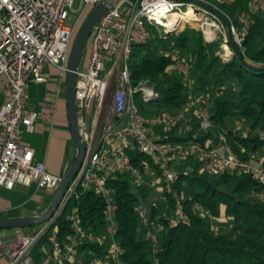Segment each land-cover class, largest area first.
I'll return each instance as SVG.
<instances>
[{"label": "built area", "instance_id": "obj_1", "mask_svg": "<svg viewBox=\"0 0 264 264\" xmlns=\"http://www.w3.org/2000/svg\"><path fill=\"white\" fill-rule=\"evenodd\" d=\"M79 1V17L73 26H67L65 21L74 0H0V188L12 189L17 184L30 186L35 183L38 189L54 192L60 184L62 176L49 172L42 162L35 160L33 147L22 138L24 133L34 132L40 116L39 110L28 107L30 85L46 82L45 68L51 66L58 72L56 95L60 93L80 19L101 0ZM233 1L119 0L99 18L84 60L76 72L74 89L79 134L85 144L84 158L54 216L36 234L25 237L20 234L18 241L1 247L8 264H122V248L115 237L116 190L109 180L125 178L132 189L137 192L151 190L162 201L172 194L179 207L174 183L179 177L177 167L182 161L198 164L201 172L212 176L249 174L260 183L253 196L264 201V153L243 159L222 133L203 143L166 139L171 129L187 131L195 127L204 135L212 126L209 96L206 93L192 95V62L173 52L174 59L168 69L184 78L189 101L181 110L156 114L140 112L134 100L136 92L145 102L153 101L159 95L145 82L133 85L132 69L128 64L133 45H140L150 38L146 23L162 26L167 31L164 22L174 12H189L197 19L190 21L202 31L205 41H220L222 52L220 49L219 54L223 59H229L235 52L231 43L240 51L243 49L252 12L261 0L248 1V11L238 15L237 21L231 20L219 7L221 3ZM203 4L223 13L228 25ZM189 18L184 17V20L189 21ZM236 124V128H242L240 121ZM244 133H248V128H244ZM259 135L264 137L262 132ZM138 156L143 158L138 159ZM79 190L92 191L106 202L104 256L94 255L86 261L79 254V246L85 239L93 241L100 237L83 230L74 207L67 214L73 232L61 241L53 229L47 236L48 245L42 244V255L37 261L33 254L35 245L69 198H78ZM168 206L166 203L165 208ZM194 207L211 218L199 204ZM157 208L158 203L152 198L139 201L135 209L154 245L157 232L163 228L153 217ZM187 221V215L177 211L170 224ZM210 229L215 232L217 227L212 223Z\"/></svg>", "mask_w": 264, "mask_h": 264}, {"label": "trees", "instance_id": "obj_2", "mask_svg": "<svg viewBox=\"0 0 264 264\" xmlns=\"http://www.w3.org/2000/svg\"><path fill=\"white\" fill-rule=\"evenodd\" d=\"M248 1L234 0L221 3L219 7L231 20L237 21L238 15L248 11ZM259 6L252 12L242 56L234 52L226 60L219 54L221 43H207L199 29L186 24L183 29L167 32L162 26L146 23L150 38L140 45H133L128 60L132 69L131 82L133 85L145 82L159 96L145 102L136 92L134 100L140 112H175L187 105L190 94L184 78L168 69L174 59L173 52H182L185 60L192 62V95L206 93L210 100L212 126L206 134L201 135L195 127L187 131L171 129L167 140L203 143L222 133L234 152L243 159L264 153V137L259 135L264 133V0ZM238 121L242 128H236ZM244 128H248V133H244ZM140 158L143 157L138 156ZM188 166L177 167L179 177L174 189L179 195V207H176L172 194L162 201L151 190L137 192L132 189L125 178L109 180L116 190L115 237L122 248V264H264V201L253 196L260 183L246 173L212 176L201 172L198 164ZM53 194L41 193L38 213L46 209ZM152 198L158 203L153 217L163 225L157 232L155 245L148 238L147 229L135 210L139 201ZM166 203L168 208H165ZM195 204L211 214V218L198 211ZM74 207L78 210L83 230L100 237V240L93 241L85 239L79 246V254L86 261L94 255L104 256L106 202L92 191L79 190L78 198H69L35 245L33 254L37 261L42 255L41 246L43 243L48 245L47 236L53 229L61 241L73 232L67 214ZM177 211L187 215L188 221L171 225L170 220ZM20 215L16 209L0 213V218ZM212 223L217 227L215 232L210 229ZM42 225L44 223L16 230L34 235Z\"/></svg>", "mask_w": 264, "mask_h": 264}, {"label": "crops", "instance_id": "obj_3", "mask_svg": "<svg viewBox=\"0 0 264 264\" xmlns=\"http://www.w3.org/2000/svg\"><path fill=\"white\" fill-rule=\"evenodd\" d=\"M45 73L48 77L46 82L49 93L43 98L37 99L30 105V96L28 98V107L40 111V116L36 121L35 130L32 133H24L22 140L27 142L35 151V160L42 162L46 169L56 175L63 176L68 169L69 155L74 147L71 143L70 132L68 128L66 100H65V84L56 95V83L58 72L51 66H46ZM54 75V77H53ZM30 186L15 185L12 189L0 188V191L12 192L14 189H26ZM41 189L35 188L30 197L23 201L13 204V202L0 198V213H8L10 211L27 208L30 213L20 216H29L39 214L41 203ZM44 192L51 196L50 190ZM1 231V230H0ZM7 234L0 233V238H5ZM0 264H8L7 257L0 251Z\"/></svg>", "mask_w": 264, "mask_h": 264}, {"label": "water", "instance_id": "obj_4", "mask_svg": "<svg viewBox=\"0 0 264 264\" xmlns=\"http://www.w3.org/2000/svg\"><path fill=\"white\" fill-rule=\"evenodd\" d=\"M118 1L119 0H101L100 2H98V4H96L92 8V10L85 18V21L79 28L72 44L68 62V71L65 76V104L67 110L68 128L71 140L75 147V155L70 166L65 171V173H63L59 186L54 191L53 197L49 205L43 212L29 216L1 217L0 230L9 228L30 227L34 225L43 224L49 221L54 216V212H56V210L58 209L66 189L74 179L85 155V144L81 140L79 134V117H77L78 112L75 103L74 89L77 77L76 72L81 65L89 37L91 36L97 21L106 11L111 9V7L114 6ZM203 5L213 11L218 16H220L225 22V24L228 25V20L223 13H221L215 8L208 6L207 4ZM176 28L177 26H175L172 30H167V32L173 31ZM231 44L235 53L241 57L242 55L239 48L234 43Z\"/></svg>", "mask_w": 264, "mask_h": 264}, {"label": "rangeland", "instance_id": "obj_5", "mask_svg": "<svg viewBox=\"0 0 264 264\" xmlns=\"http://www.w3.org/2000/svg\"><path fill=\"white\" fill-rule=\"evenodd\" d=\"M260 7V6H258ZM256 11V9H255ZM79 13H80V1L79 0H74L73 4H72V8L69 12V15L65 21V24L67 26H73L75 24V21L78 19L79 17ZM87 14H84L81 19H80V23H79V28L81 27L82 23L85 21V18L87 17ZM189 20H180L178 21V23L176 24L177 28L176 29H183L184 26L186 24H188L190 27H192L193 29L196 28L197 29V25L194 24L193 22H191ZM175 27V26H174ZM174 27L168 29V30H172ZM164 28V27H163ZM79 30V29H78ZM167 30V29H166ZM78 32V31H77ZM93 32H94V29H93ZM77 34V33H76ZM91 37H92V34L91 36L89 37V40H88V43H87V46H86V49L88 48L89 46V43H90V40H91ZM220 42V41H219ZM220 49H221V44H220ZM221 52H222V49H221ZM178 55L181 57V59H184L185 60V55L182 53V52H178ZM83 60H84V56H83ZM108 65V64H107ZM109 66V65H108ZM107 66V67H108ZM83 67L81 66V69ZM54 77V75H53ZM221 90V89H220ZM220 90L218 89L217 92H220ZM29 96H30V105L32 106V103H34L35 100L37 99H41L43 98L46 94L49 93L48 91V86L47 84L45 83H37V82H34L30 85L29 87ZM216 91H214V93H217ZM74 155H75V147L72 148V152L71 154L69 155V163L71 164L73 158H74ZM180 166H188V165H191V166H188V167H192L194 166V164H192L191 162L189 161H185V162H180L179 164ZM70 166V165H69ZM36 184L34 183L32 185V187H28L26 189H14L12 192H9V191H5L4 189H2L0 191V198L1 199H5V200H8V201H11L13 202V204H16L18 202H23L25 200H27L30 195L34 192L35 188H36ZM40 192H44V189H41ZM19 213H21V215H24L25 213H30L29 210H27V208H20L19 209ZM224 226V224L222 223L221 224V228ZM0 233H4V234H7V236L5 238H0V250H1V247L8 244L9 242H12L13 240H16L18 241V239L20 238L21 235H23L24 237L26 236V234H24L21 230H16V228H9V229H2L0 231ZM21 234V235H20ZM19 242H22L21 240H19ZM46 245L47 243H43V245ZM47 248V246H46Z\"/></svg>", "mask_w": 264, "mask_h": 264}, {"label": "bare ground", "instance_id": "obj_6", "mask_svg": "<svg viewBox=\"0 0 264 264\" xmlns=\"http://www.w3.org/2000/svg\"><path fill=\"white\" fill-rule=\"evenodd\" d=\"M190 17L189 20H197L194 17H192V15L188 12V13H180V12H174L173 14H171L168 17V20H166L164 22V25L167 29H170L174 26H176V24L178 23V21L184 19V17ZM195 22V21H194Z\"/></svg>", "mask_w": 264, "mask_h": 264}]
</instances>
